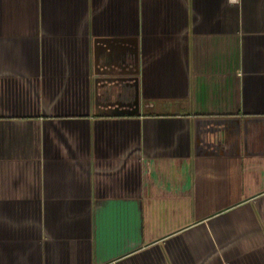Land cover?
<instances>
[{"label":"crops","instance_id":"0c3cea01","mask_svg":"<svg viewBox=\"0 0 264 264\" xmlns=\"http://www.w3.org/2000/svg\"><path fill=\"white\" fill-rule=\"evenodd\" d=\"M0 264H264V0H0Z\"/></svg>","mask_w":264,"mask_h":264}]
</instances>
